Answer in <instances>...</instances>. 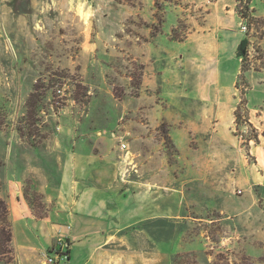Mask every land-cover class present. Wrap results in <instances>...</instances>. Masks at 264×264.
I'll return each mask as SVG.
<instances>
[{"label":"rangeland","instance_id":"rangeland-1","mask_svg":"<svg viewBox=\"0 0 264 264\" xmlns=\"http://www.w3.org/2000/svg\"><path fill=\"white\" fill-rule=\"evenodd\" d=\"M218 1L0 0V199L7 184L18 182L36 218L55 217L62 165L72 150L110 152L126 193L145 182L169 189L188 182L184 201L192 202L200 180L189 181L201 174L215 183L223 176L238 194V174H229L232 149L219 142L213 148L192 124L202 122L196 96L206 88L216 93L201 101L230 102L234 113L241 104L251 126L237 124L225 104L221 131L250 164L258 157L263 165L264 149L257 157L250 152L264 147V0H251L247 19L238 0ZM212 43L225 44L226 59L207 51ZM192 160L203 166L197 174ZM209 162L215 168L207 172ZM256 191L264 199V189ZM186 205L183 216L169 206L168 218L136 222L134 260L130 253V262L120 264H264V244L256 242L253 253L232 220ZM59 226L45 264L70 259L72 226Z\"/></svg>","mask_w":264,"mask_h":264},{"label":"crops","instance_id":"crops-1","mask_svg":"<svg viewBox=\"0 0 264 264\" xmlns=\"http://www.w3.org/2000/svg\"><path fill=\"white\" fill-rule=\"evenodd\" d=\"M221 1H218L219 4ZM218 26L222 30L227 28L223 23ZM209 46L207 51L215 53L223 60L226 59L227 48L224 43H212ZM207 93L210 96L216 92L209 87L196 96L201 108L195 117H200L202 122L192 124L193 132L196 131L199 135L207 134V138L203 141L207 140L213 148L216 142H219L224 148L232 149L231 160H235L236 164L232 161L227 162L229 169L232 164L234 167L229 174L233 172L235 175L238 174V194L235 192L237 188L232 186L231 181L227 180L228 182L225 183L223 176L218 177L215 183L210 177L201 174L200 177L196 176V179L189 181L194 183L200 180L197 185L202 189V191L199 187L197 190L193 189L189 196L194 199L192 202L188 199V202L184 201L185 196L188 195L184 187L188 182L179 183L173 189H169L166 182H145V184L140 183L138 188H131L134 191L129 188L126 193L122 185L115 181L114 159L110 152L97 154L72 150L73 152L65 157L62 165L55 217L45 220L36 218L22 197L23 193L18 182L15 185L7 184L8 188L1 192V197L8 203L13 224L12 249L15 255L13 264H45L43 254L54 245L56 232L61 224L72 226L71 230L67 231L73 244L70 259L66 264H120L125 260L130 262V253L133 255L132 260L135 253L134 242L130 240L132 239L130 234L135 237L133 229L135 223L168 218L169 206L172 214L181 213L183 216L188 208L186 204L194 207L193 209L219 212L221 217H225L224 220H232L237 239L242 237L243 242L252 247V252L255 253L257 244H264V222L261 227L257 223L264 221V202H262L264 199L263 195L260 196L256 191V188L264 189V159L261 165L257 157L259 150L264 147L259 145L251 149L250 153L257 158L255 164H250L242 148L238 145L235 146L237 148L232 147L231 135L221 131L220 126L225 125L223 120L226 111H230L232 107L231 103L227 104L221 100L216 105V102L201 101V97L203 95L205 97ZM206 98L208 100L210 97ZM225 104L228 108L226 111ZM234 110L231 109L232 116ZM229 115L230 113L227 114ZM215 119L217 123L213 122ZM206 131L212 133H205ZM183 132H186V129ZM199 151L200 149H197L191 153L195 155ZM215 151L217 150L211 151V156H215ZM189 164L193 166L190 167L194 169L195 174L198 173L197 170L203 168L200 164L195 165L193 160ZM214 168L215 166L210 165V162L206 166L207 172ZM215 184L218 185L217 188ZM217 194L222 197L220 198L219 195L217 197ZM120 247H123L122 251H119ZM262 250L259 249V252Z\"/></svg>","mask_w":264,"mask_h":264},{"label":"trees","instance_id":"trees-1","mask_svg":"<svg viewBox=\"0 0 264 264\" xmlns=\"http://www.w3.org/2000/svg\"><path fill=\"white\" fill-rule=\"evenodd\" d=\"M240 3L239 6V15L242 19H247L250 15L251 10V0H238ZM247 46V47H246ZM248 54V42L242 40L237 49V56L241 59V74L240 77L243 79L246 72V56ZM34 106V105H33ZM236 123L239 124L240 120L249 126L250 119L248 112L245 116L241 115V104L238 105L234 113ZM255 141L258 143V137H254ZM13 241V224L10 217V211L8 204L5 200L0 199V264H13L14 257L11 244ZM5 258V259H2Z\"/></svg>","mask_w":264,"mask_h":264},{"label":"bare ground","instance_id":"bare-ground-1","mask_svg":"<svg viewBox=\"0 0 264 264\" xmlns=\"http://www.w3.org/2000/svg\"><path fill=\"white\" fill-rule=\"evenodd\" d=\"M79 13L82 14L83 16L87 17L86 15H84L83 11L80 9Z\"/></svg>","mask_w":264,"mask_h":264},{"label":"built area","instance_id":"built-area-1","mask_svg":"<svg viewBox=\"0 0 264 264\" xmlns=\"http://www.w3.org/2000/svg\"><path fill=\"white\" fill-rule=\"evenodd\" d=\"M123 148L125 149V148H126V146H125V145H123ZM52 261H53V260H51V259H50V260H49V263H51Z\"/></svg>","mask_w":264,"mask_h":264}]
</instances>
